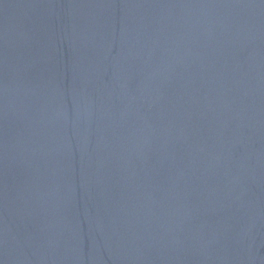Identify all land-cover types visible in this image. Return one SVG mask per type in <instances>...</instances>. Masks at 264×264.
<instances>
[{"label": "water", "instance_id": "1", "mask_svg": "<svg viewBox=\"0 0 264 264\" xmlns=\"http://www.w3.org/2000/svg\"><path fill=\"white\" fill-rule=\"evenodd\" d=\"M0 264H264V0H0Z\"/></svg>", "mask_w": 264, "mask_h": 264}]
</instances>
